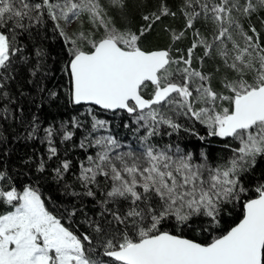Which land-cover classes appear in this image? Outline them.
Listing matches in <instances>:
<instances>
[{
	"label": "snow or ice",
	"instance_id": "1",
	"mask_svg": "<svg viewBox=\"0 0 264 264\" xmlns=\"http://www.w3.org/2000/svg\"><path fill=\"white\" fill-rule=\"evenodd\" d=\"M129 8L130 0H0V101L16 104L9 86L17 82L16 66L24 65L30 77L26 84L36 93L28 98L40 112L30 118L24 139L37 136L43 111L58 107L62 99L86 107L91 117L90 127L74 116L42 129L48 155L35 165L42 174L37 179H44L50 160H57L51 169L56 181L72 170L71 160L59 159L56 137L75 142L76 132L86 129L76 146L96 149L78 165L82 190L64 183L66 193L81 200L65 209L66 216L53 214L32 185L22 191L0 189V202L10 206L0 214V264H264V184L250 194L246 176L264 162V33L251 24L245 30L240 23V17L264 16V0H181L184 27L171 31L170 39L175 44L189 31L193 39L177 56L171 46L145 47L154 25L177 14L168 0L142 15L144 25L136 31L121 23ZM110 10L119 12V20ZM45 17L69 46L63 69L70 77L66 93L45 83L50 54L42 41L24 52L25 34L43 26ZM201 21L212 25L208 35L197 27ZM217 58L219 66L203 67ZM17 87L24 96V86L17 82ZM96 108L126 112L150 128L142 150L128 146L121 151L124 145L112 135L93 137L108 127L96 117ZM169 111L205 125L209 136L238 141L235 155L213 168L204 154L203 163H193V156L179 148L149 143L159 125L181 128ZM12 112L0 104V120ZM6 139L0 134V143ZM0 181L7 183L2 164ZM85 199L97 206L93 216L83 212ZM237 204L241 218L209 243L178 234L194 225L218 230ZM78 212L90 232L77 234L62 222Z\"/></svg>",
	"mask_w": 264,
	"mask_h": 264
},
{
	"label": "trees",
	"instance_id": "2",
	"mask_svg": "<svg viewBox=\"0 0 264 264\" xmlns=\"http://www.w3.org/2000/svg\"><path fill=\"white\" fill-rule=\"evenodd\" d=\"M32 2H38V0H32ZM103 2L107 4V0H103ZM158 2L159 0H151V5L149 6L147 0H130L128 18L127 20L121 21V23L136 31L144 25L142 15L147 14V11H155ZM243 2L244 0H241V3ZM168 3L172 10L177 13L176 16L163 18L161 22L156 23L152 32L149 34L145 47L155 50L171 46L174 56L182 55L190 46L193 33L189 31L185 39L175 44L171 42L170 32H179L182 30L184 27V17L180 11L181 0H168ZM109 14L114 15L119 20V12L113 13L110 10ZM261 20H264V16L254 15L251 19L240 17V23L244 26L245 30L251 24L257 26L264 33V28L260 27ZM45 21L46 23L43 26H37V29H34L32 33L25 34V38L22 41L26 45L24 52H30L32 45L42 41L50 54L47 63L51 73L45 83L50 88H58L62 93H66L68 88H70V77L63 69L69 59L66 51L69 46L59 36L58 32L54 30L53 22L46 17ZM197 27L205 35H208L212 25L210 22L206 23L201 21ZM235 38L241 44L244 43L239 35H236ZM177 49H179V52L176 51ZM198 56L199 50H197ZM219 64L220 61L217 58L207 61L203 67L205 69L215 68ZM16 67L17 71L15 75L17 82L24 86L25 95H18L20 89L17 87V82H11L9 91L13 95L16 104L8 105L6 101H0V104H4L6 107L13 109L10 118L0 120V134L7 137L3 143H0V164L3 165V171L6 173L7 178V183L0 181V189L10 190L11 187H15L17 191H22L24 187L32 185L38 189L46 202V207L53 214L58 216L63 214L66 216L65 209L71 210L74 205L79 206L81 200L79 197L68 195L64 190V183L67 181L77 192L82 190L79 182L76 180V176L79 174L78 165L80 163H86V156L88 154H94L96 149H80L76 146L79 140H83L86 129H81L76 132L75 142H62L59 137H56L55 143L60 154L59 159L71 160L73 163L72 170L70 173L65 174L63 180L56 181L54 179V172L51 169L56 165L57 160H50L48 162V169L43 174L44 179L39 180L37 177L42 174L35 171V165L37 161L41 158H46L48 155L47 141L45 140L42 129L49 126V124L59 125L61 122L66 123L70 117L74 116H79L90 127L91 117H87L86 107H74L70 103L66 104L65 100L62 99L58 107L47 108L43 111L41 114V131L38 132L37 136L32 140H25L24 137L29 130L30 118L34 114H40V112L37 105L33 104L32 100L28 98L29 95L36 98V93L31 91L30 85L26 84V81L30 78L26 66L17 65ZM214 83L217 88H222L219 80L214 81ZM17 104L23 111L17 110ZM95 115L98 119L106 120L108 127L97 130L93 133V137H96L99 133L112 135L124 145L121 151H127L128 146H131L136 151L142 150V139L151 130L150 128L136 124L134 117L122 111L111 113L96 108ZM167 115L179 123L181 128L178 131H173L166 125H159L157 134L149 138V143L154 144L158 148H170L172 151L179 148L181 153L191 154L193 156V163H196L198 160H203L202 154H204L207 156L208 164L215 168L229 161L227 155L230 147H238V143L232 142L231 138L225 139L209 136L208 129L205 125L194 119L172 111H169ZM25 161H28L27 166L25 165ZM246 176L250 177V194L254 193L257 185L264 184V162L258 161L257 167L249 173H246ZM9 209L10 206L8 204L0 202V214H5ZM96 211L97 206L85 199L83 212L88 216H93ZM241 213L242 208L237 204L232 214L224 217L218 230L210 229L204 231L198 225H194L193 228L179 230L178 234L186 238L194 239L200 243H209L215 236L220 235L230 226H234L241 218ZM199 219L197 218V220ZM204 219L206 220L207 218ZM62 222L66 226L70 224L77 234L91 231L87 224L84 223V217L79 212L75 217H72L71 221L65 219ZM205 228H207V224H205Z\"/></svg>",
	"mask_w": 264,
	"mask_h": 264
},
{
	"label": "rangeland",
	"instance_id": "3",
	"mask_svg": "<svg viewBox=\"0 0 264 264\" xmlns=\"http://www.w3.org/2000/svg\"><path fill=\"white\" fill-rule=\"evenodd\" d=\"M75 28H76V25L74 24V25L72 26V28L69 29V32L71 33V31L75 30ZM101 135H106V134H104V133H99V135H97V136H101ZM231 141L234 142V143H238V145H239V142L236 141V140H234V139H232V138H231ZM233 149H235V148L230 147L229 153H228V155H227L229 160L235 155V153L233 152ZM203 162H204L203 160H198V161H196V163H203ZM207 163H208V162H207ZM205 175H207V174H205Z\"/></svg>",
	"mask_w": 264,
	"mask_h": 264
},
{
	"label": "water",
	"instance_id": "4",
	"mask_svg": "<svg viewBox=\"0 0 264 264\" xmlns=\"http://www.w3.org/2000/svg\"><path fill=\"white\" fill-rule=\"evenodd\" d=\"M99 109V108H98ZM103 111H105V110H103ZM106 112H111V111H106ZM111 113H113V112H111Z\"/></svg>",
	"mask_w": 264,
	"mask_h": 264
}]
</instances>
